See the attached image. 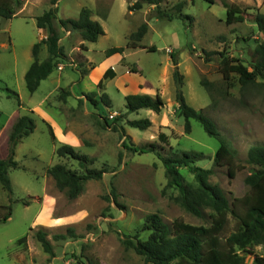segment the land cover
I'll return each mask as SVG.
<instances>
[{
    "label": "rangeland",
    "instance_id": "obj_1",
    "mask_svg": "<svg viewBox=\"0 0 264 264\" xmlns=\"http://www.w3.org/2000/svg\"><path fill=\"white\" fill-rule=\"evenodd\" d=\"M50 1L25 0L13 19L0 18V158L8 157L9 132L20 116L31 115L36 125L34 133L16 147L19 167L9 171L13 194L9 196L0 184V264H144L143 257L127 248L124 241L143 228L148 216L157 214L170 226L176 220L195 226L212 223L211 210L205 209L200 218L183 208L178 189L168 186L164 165L155 153L134 151L154 145L167 157L201 153L204 158L195 160L194 165L214 168L219 141L196 120H191L192 132L186 134L185 121L177 115L174 60L184 76L186 102L203 109L216 123L241 166L233 178L227 167L214 168L210 183L221 188L231 203L249 192L245 179L255 166L247 164V154L253 146H264V78L242 87L239 76L233 73L226 82L219 56L223 53L251 69L254 50L264 41L254 21L257 12L264 14V0H215L213 5L204 0H161L160 9L169 13L184 3L183 14L193 17L192 21L156 18L157 9L152 5L130 12L137 0H59V18L77 19L83 8H89L105 35L89 43L78 32H65L56 23L67 58L59 61L50 77L31 94L25 74L33 62L34 44L46 37V32L37 28L36 18L49 10ZM224 1L245 9L233 25L227 24ZM144 23L148 24L141 42L145 48H127L130 34ZM114 47L125 49L120 54L121 64L129 72L134 68L141 73L150 82L151 93L161 97L164 108L160 114L146 109L127 114L125 96L117 89L116 80L105 81L104 91L98 88L97 77L88 75ZM46 57L43 46L39 60ZM122 65L113 67L117 80L127 73ZM131 76L140 78L135 73ZM202 80L212 84L210 92L201 85ZM89 93H97V104L86 98ZM105 93L109 105L100 100ZM15 95L20 98V107ZM123 116L118 124L124 128V136L113 130L115 120ZM142 119L151 121L146 130L126 124L127 120ZM46 123L53 128L55 141ZM60 145L72 146L90 157V167L107 170L101 180L88 181L74 200L60 191L47 173L55 164L79 171L72 159L57 157ZM181 173L186 184L198 187L187 168ZM10 205V218L3 222ZM39 229L47 232L55 257L45 253L36 239ZM234 229L232 221L226 234ZM59 234L67 238L55 240ZM148 235L143 232L140 238ZM24 237L27 240L19 243ZM238 252L253 264L257 256L264 255V245Z\"/></svg>",
    "mask_w": 264,
    "mask_h": 264
},
{
    "label": "trees",
    "instance_id": "obj_2",
    "mask_svg": "<svg viewBox=\"0 0 264 264\" xmlns=\"http://www.w3.org/2000/svg\"><path fill=\"white\" fill-rule=\"evenodd\" d=\"M213 5L215 0H204ZM59 0H51L50 8L43 15L36 18V25L39 30L46 32V37L34 44L32 48L33 62L25 74V84L29 93L34 94L40 87L42 81L48 79L58 66V62L67 58L64 47L61 45V35L59 28L65 32H78L83 41L96 43L105 35L101 23L92 19V11L83 8L77 19H61L58 17ZM161 0H137L129 7L130 12L142 10L144 5L156 6V18L169 20H193V17L183 14L184 3L175 6L172 12L160 9ZM25 4V0H0V18L11 20L18 10ZM223 6L227 10V24L233 25L237 22L239 15L245 13V9L224 1ZM254 21L261 33L264 34V14L257 12ZM148 32V24H142L137 31L129 36L127 48H145L141 45ZM47 50V57L43 61L39 60L42 47ZM83 47V46H82ZM152 48L150 51H154ZM87 51V48H84ZM123 47L110 48L105 52L106 57L115 54H123ZM209 56L211 54H208ZM171 57L175 59L172 53ZM220 71L226 82L231 80V75L236 73L242 87L256 83L258 78H264V41L260 42L254 50L251 69L240 60H234L220 54ZM209 59V58H208ZM173 79L176 85L175 99L178 105L177 115L185 121L184 130L186 134L192 132L191 120L198 121L205 132L219 141L220 147L214 158V168L227 167L230 177H235L236 171L240 169L238 157L229 146L226 138L221 134L216 123L205 114L203 109L197 110L190 106L183 94L184 76L179 70L178 61L174 60ZM131 72H137L134 68ZM116 77L114 69L106 71L103 79L99 82L98 88L104 90L105 81ZM201 85L210 92L212 84L206 80L201 81ZM97 93L86 94V98L97 104ZM21 106L20 98L15 95ZM109 105L107 94H103L100 99ZM127 114L135 113L142 109L150 110L160 114L164 108V102L159 97L150 95H129L125 97ZM33 114V112H31ZM123 117L115 120L113 130L125 135L124 128L119 127V122ZM107 123V122H106ZM49 134L55 141V133L48 123ZM126 124L135 129L146 130L151 126L149 119L127 120ZM107 127L110 125L105 124ZM118 125V126H116ZM111 127V126H110ZM36 128L35 120L31 115L20 116L12 125L9 132V154L6 159L0 158V184L9 196L13 194L9 171L18 169V162L15 160L16 147L21 141L34 133ZM162 134L160 138H162ZM125 148L131 149L127 144ZM134 151L141 153H155L162 161L168 186L177 188L179 191V202L183 208L197 216L204 217L205 209L211 210L212 223L210 226H195L176 220L170 226L163 219L153 214L147 217L143 228L134 237H127L124 244L127 248L143 257L144 264H248L246 258L239 254V250L247 247L264 245V146H253L247 154V164L255 166L250 175L245 179V184L249 187V192L243 197L235 198L232 203L229 201L224 191L216 185L210 183V177L215 173L213 169H202L194 165L195 160L204 158L203 154L182 153L172 156H164L156 150L154 145L136 148ZM59 158H70L78 164L79 171L67 168L63 164L51 166L47 173L55 182L56 187L65 192L69 199L74 200L79 197L84 189V185L91 180H101L107 173L106 169L90 167L93 160L85 154L79 153L69 145H60L56 150ZM182 168H187L194 176L198 187L186 184L181 173ZM112 195L116 199V192L113 189ZM27 205L29 202H25ZM8 214L4 216L6 222L11 215V205L7 207ZM235 223V229L230 234H226L231 222ZM32 231V230H31ZM148 232L146 239H141L140 235ZM73 236V234H71ZM35 237L41 244L45 253L55 257L54 248L48 239V234L43 229L35 233ZM75 237V236H73ZM66 235H55V240H64ZM27 240L24 237L19 240L23 243ZM82 264V263H81ZM93 264V263H91ZM253 264H264V255L255 258Z\"/></svg>",
    "mask_w": 264,
    "mask_h": 264
},
{
    "label": "crops",
    "instance_id": "obj_3",
    "mask_svg": "<svg viewBox=\"0 0 264 264\" xmlns=\"http://www.w3.org/2000/svg\"><path fill=\"white\" fill-rule=\"evenodd\" d=\"M94 20V19H93ZM40 32H42L43 30H39ZM86 45V44H85ZM87 47V46H85ZM47 51V50H46ZM87 52H88V47H87ZM85 57V56H84ZM104 59L101 61L100 65L97 67L90 59H87L88 62L94 64V66L90 69L88 75L90 74V77H97L95 79L96 83L99 84V82L103 79L107 69L112 68L115 66V64L117 65H122L121 62L123 60V58L121 57L120 54H115L111 57H106L104 55ZM123 67L126 68V66L122 65ZM127 69V68H126ZM116 73V77L110 81H114L116 80V85H117V89L126 97L129 95H150L152 97H159L160 96H156L154 94L151 93V89L152 87H148L150 85V82H148L146 80V78L143 77V75L141 73L135 72V74L140 75V78H132V74L133 72H129V70L127 69V73H125L124 77H121V79L117 80L118 78V73L117 70H114ZM98 86V85H97ZM106 90V85L104 87V91ZM106 94V93H105ZM178 107V106H177ZM11 119H8L7 122H10Z\"/></svg>",
    "mask_w": 264,
    "mask_h": 264
}]
</instances>
